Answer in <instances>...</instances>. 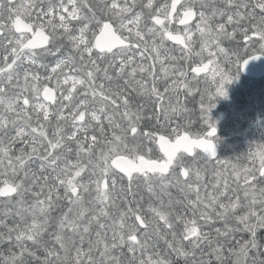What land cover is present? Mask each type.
<instances>
[{"label": "snow or ice", "instance_id": "6c2138e0", "mask_svg": "<svg viewBox=\"0 0 264 264\" xmlns=\"http://www.w3.org/2000/svg\"><path fill=\"white\" fill-rule=\"evenodd\" d=\"M262 56L264 0H0V264H264L211 117Z\"/></svg>", "mask_w": 264, "mask_h": 264}, {"label": "flooded vegetation", "instance_id": "af4514ba", "mask_svg": "<svg viewBox=\"0 0 264 264\" xmlns=\"http://www.w3.org/2000/svg\"><path fill=\"white\" fill-rule=\"evenodd\" d=\"M226 87L228 91L227 98H223V100L221 98H218V101L221 103V106L220 105L219 106L220 108H224V109L226 108L225 110L227 111H233L232 113H234L235 119L237 121L240 120L241 116H239V114H242L243 110L252 111V109L254 110L258 107L260 108V112H261V106L264 105V73L259 77L250 78V77H245L240 71L238 80H234L231 84L227 85ZM259 121L263 123V125L261 126L264 127V116H260ZM258 122L255 123V126H252V130L250 133L253 134L249 135L252 138L249 139L248 136H245L244 143H254L253 141L257 140L258 129H259L257 126ZM221 123H222L221 126H227L228 124H230V120L229 118L224 116L222 117ZM232 124L237 125V123H232ZM261 129L262 127L260 128V130ZM242 135H240L239 140L235 142L236 145L239 144L240 142L244 144ZM217 136H218V132L216 133V136L213 137V140L216 143L217 157H218L219 150L217 143L219 144V141ZM221 139L225 141V138L221 137ZM224 141H220V144L223 143L226 146Z\"/></svg>", "mask_w": 264, "mask_h": 264}, {"label": "rangeland", "instance_id": "374dc122", "mask_svg": "<svg viewBox=\"0 0 264 264\" xmlns=\"http://www.w3.org/2000/svg\"><path fill=\"white\" fill-rule=\"evenodd\" d=\"M218 98L216 100V107L213 108L216 111V112H213V116L216 117L213 119V121L215 122L217 129L223 130L222 134L224 137H222V138H225V141L222 140L221 137L219 136L218 137V141H219L218 145L219 146L221 145V147L223 148L222 150H223L224 154H226V146L223 143L220 144V141H224V143L226 144V142H228V140H227L228 137H232V136H236V135H242V134H243L242 135L243 137L247 134L246 136H248L249 139H251L252 137H250L249 135L253 134V133H250L252 130V126H255V123L260 120V116H264V105L261 106V112H260V108H258V107L254 110L252 109V111L243 110L242 114H239V116H241L240 120L237 121L235 119L234 113H232L231 111L225 110L226 108L225 109L220 108L221 103L218 101ZM221 99L223 100V98H221ZM224 116L229 118V120H230V124H228L227 126H221V124H222L221 120H222V117H224ZM234 122H237L236 126H229ZM219 124H220V126H219ZM257 124L262 125L260 123V121ZM259 134H260V136L257 138V140L253 141L254 142V143H252L253 145H256L257 143H264V127H262V129L259 131ZM244 142L245 141H243V143ZM235 147L237 148V152L238 151L241 152L244 149V147L250 148L251 146L242 145V142H240ZM232 149H233V147H232Z\"/></svg>", "mask_w": 264, "mask_h": 264}, {"label": "trees", "instance_id": "16d2710c", "mask_svg": "<svg viewBox=\"0 0 264 264\" xmlns=\"http://www.w3.org/2000/svg\"><path fill=\"white\" fill-rule=\"evenodd\" d=\"M213 112H216L215 111V109H212V112H211V117H212V120L214 119V118H216L215 116H213ZM231 112H233V111H231ZM220 115V114H219ZM234 123H237V122H234ZM262 125H263V123L262 122H260ZM219 126H220V124H219ZM229 126H236L235 124H231V125H229ZM258 126V137L260 136V134H259V130H260V128L261 127H263V126H261V125H257ZM233 130V129H232ZM217 132H218V136H217V138L220 136V137H224L223 136V134H222V132H223V130L222 129H217ZM246 136V135H245ZM245 136L243 137V141H245ZM234 137V138H233ZM239 138H240V135H236V136H232V137H228V142H226V154H224V152H223V148L221 147V145L219 146L218 145V143H217V146H218V150H219V155H218V159H235V158H237L238 156H242V155H244L248 150H249V148L248 147H244V149L241 151V152H237V148L235 147V146H237L236 144H235V142L236 141H238L239 140ZM257 144H259V143H257ZM242 145H249V146H252V147H255V145H253L252 143H244V144H242ZM232 147H233V149H232Z\"/></svg>", "mask_w": 264, "mask_h": 264}, {"label": "water", "instance_id": "95a60500", "mask_svg": "<svg viewBox=\"0 0 264 264\" xmlns=\"http://www.w3.org/2000/svg\"><path fill=\"white\" fill-rule=\"evenodd\" d=\"M245 77H259L264 73V57L257 60H250L248 65L241 71ZM217 152V149H216Z\"/></svg>", "mask_w": 264, "mask_h": 264}]
</instances>
